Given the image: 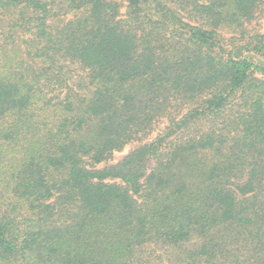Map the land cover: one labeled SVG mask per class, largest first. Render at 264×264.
I'll use <instances>...</instances> for the list:
<instances>
[{
  "label": "trees",
  "instance_id": "trees-1",
  "mask_svg": "<svg viewBox=\"0 0 264 264\" xmlns=\"http://www.w3.org/2000/svg\"><path fill=\"white\" fill-rule=\"evenodd\" d=\"M263 8L0 0V264H264Z\"/></svg>",
  "mask_w": 264,
  "mask_h": 264
},
{
  "label": "rangeland",
  "instance_id": "rangeland-1",
  "mask_svg": "<svg viewBox=\"0 0 264 264\" xmlns=\"http://www.w3.org/2000/svg\"><path fill=\"white\" fill-rule=\"evenodd\" d=\"M125 9H122L124 12ZM68 17H71V14L67 15ZM245 30H246V36H247V41H241L240 40L236 41L238 42V46H225V50L227 52L233 51V47H239V53L242 55H246L248 53H254L255 57L260 60L264 61V52L260 50H256L254 46L258 44L260 39L264 37V8L259 10L257 12V16L254 20L246 23L245 25ZM224 38H231L232 34L228 33L227 31H224L222 33ZM238 36V35H237ZM239 38V37H237ZM229 42V41H228ZM230 43V42H229ZM250 43V44H249ZM249 44V45H248ZM68 64V63H67ZM69 69L72 71V77L73 79L71 80V83H77L81 77L86 76V71L83 68H80V66L76 63H72L70 66H68ZM168 125V120L165 119H160L154 124V129L150 135L147 137L143 138L141 141H133L128 143L122 150L115 151L110 158V160L107 162V164H113L116 162H119L122 160L127 154H129L134 148L139 146L140 144L144 143L145 141H149L154 139L156 136H158L160 133L163 132L164 128ZM105 164H102V166Z\"/></svg>",
  "mask_w": 264,
  "mask_h": 264
}]
</instances>
